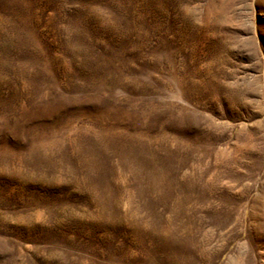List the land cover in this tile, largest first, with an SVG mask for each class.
<instances>
[{"label":"rangeland","instance_id":"obj_1","mask_svg":"<svg viewBox=\"0 0 264 264\" xmlns=\"http://www.w3.org/2000/svg\"><path fill=\"white\" fill-rule=\"evenodd\" d=\"M0 264H264V0H0Z\"/></svg>","mask_w":264,"mask_h":264}]
</instances>
